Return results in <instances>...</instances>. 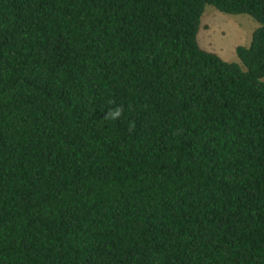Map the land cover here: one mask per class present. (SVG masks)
<instances>
[{
    "label": "trees",
    "instance_id": "1",
    "mask_svg": "<svg viewBox=\"0 0 264 264\" xmlns=\"http://www.w3.org/2000/svg\"><path fill=\"white\" fill-rule=\"evenodd\" d=\"M0 264H264V0H0Z\"/></svg>",
    "mask_w": 264,
    "mask_h": 264
},
{
    "label": "rangeland",
    "instance_id": "2",
    "mask_svg": "<svg viewBox=\"0 0 264 264\" xmlns=\"http://www.w3.org/2000/svg\"><path fill=\"white\" fill-rule=\"evenodd\" d=\"M258 23L248 14H230L206 5L200 18L197 40L201 47L216 52L223 60L240 63L235 47L248 46Z\"/></svg>",
    "mask_w": 264,
    "mask_h": 264
},
{
    "label": "clouds",
    "instance_id": "3",
    "mask_svg": "<svg viewBox=\"0 0 264 264\" xmlns=\"http://www.w3.org/2000/svg\"><path fill=\"white\" fill-rule=\"evenodd\" d=\"M107 115L109 117H111L112 119H116V118H118L121 115V109L118 108V109H116V111L109 112Z\"/></svg>",
    "mask_w": 264,
    "mask_h": 264
}]
</instances>
